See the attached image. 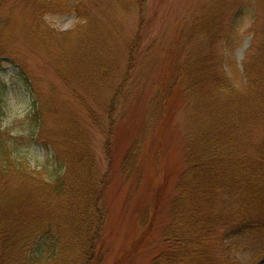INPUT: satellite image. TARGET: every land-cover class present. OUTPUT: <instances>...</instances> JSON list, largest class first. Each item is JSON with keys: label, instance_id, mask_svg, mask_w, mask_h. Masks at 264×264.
<instances>
[{"label": "trees", "instance_id": "1", "mask_svg": "<svg viewBox=\"0 0 264 264\" xmlns=\"http://www.w3.org/2000/svg\"><path fill=\"white\" fill-rule=\"evenodd\" d=\"M15 1L0 0V11ZM39 1L20 15L11 17L9 12L2 21L0 58L11 54L19 39L45 51L57 62L58 78L76 84L72 92L81 106L100 105L107 118L100 123L106 124L104 131L111 140L124 116H119L118 106L130 81L116 84L112 77L109 60L115 62L119 37L111 32V24L80 7L81 0ZM128 1H121L128 11L144 5V0ZM251 2L257 15L264 14V0H212L209 9L197 15L193 28L202 47L224 35L220 21L226 10L242 11ZM68 11L82 23L74 31L58 33L44 19ZM255 27L254 39L260 35L263 41L264 27ZM192 34L181 35L188 64L164 76L162 84L149 86L147 110L156 122L164 112L170 113L180 89L178 100L185 99L186 151L169 201L170 222L162 235L166 250L150 264H262L264 41L254 40L257 53L247 57L239 88L222 63L207 64L202 48L196 54ZM1 91L0 75V264H105L101 249L107 219L102 197L108 176L97 165L90 126L76 109L62 108L57 96L45 103L38 97L27 118L28 128L21 133L16 122H5ZM46 111L54 117L51 126ZM147 131L127 152L126 171L139 166ZM106 144L110 155L111 144ZM34 147L37 155L42 150L38 157L43 161L31 158Z\"/></svg>", "mask_w": 264, "mask_h": 264}, {"label": "rangeland", "instance_id": "2", "mask_svg": "<svg viewBox=\"0 0 264 264\" xmlns=\"http://www.w3.org/2000/svg\"><path fill=\"white\" fill-rule=\"evenodd\" d=\"M77 1L80 0H72V3L76 4ZM81 1L80 7L90 10L94 19L101 18L108 25L111 24V32L119 37L115 62L109 60L115 83L130 80L126 85L128 91L123 94L118 106L119 116H124L120 125L114 128L112 139L109 140L108 135L106 137V124L100 123V120H107L100 105L92 102L90 107L81 106L72 92L76 84H67L58 78L57 62L50 59L45 51L31 47L23 39L17 41L15 50L11 46L13 49L10 48L8 52L11 54L0 58L1 96L7 111L5 122L10 125L16 122L15 127L25 133L28 115L33 113L34 101L38 97L45 103L57 96L62 108L76 109L90 126L100 172L108 176L102 197V208L106 211L107 219L101 249L104 262L150 264L153 258L166 250L162 235L170 222L169 201L175 195V187L184 169L186 151L185 99L180 97L178 100L180 89L170 113L165 116L164 112L161 121L156 122L151 121L147 110L151 96L149 86L152 83L162 84L164 76H170L175 68L188 64L187 53L181 48V35L185 33L190 36L193 33L194 49L199 50L196 54L200 55L202 48L201 55L207 64L222 63L232 84L241 88L244 83L243 65L247 57L257 53V42L254 40L260 43L264 41L260 35L254 39L255 32L251 30L256 24L255 28L264 27V14L257 15L252 2L242 11L226 10L220 21L222 28H225L221 31L224 35L213 43L203 42L205 45L202 47L199 32L193 28L197 15L209 9L212 0H144L143 6L131 11L123 6L125 2L129 4L128 0ZM121 1H125L123 5ZM40 4L39 0L10 3L0 11V25L9 12H13V17ZM44 19L58 33L74 31L82 24L70 11L48 15ZM142 19L144 22L140 26ZM44 115L47 125L51 126L54 117L47 111ZM148 128L147 136L143 139L146 146L140 151L139 166L131 172V167L126 171L124 163L127 152L133 142L143 138ZM106 142L111 144L110 155L107 154ZM36 150L37 147L31 149V158L35 159L41 154L42 150L38 155ZM36 162L37 159L35 162L32 160V166H36Z\"/></svg>", "mask_w": 264, "mask_h": 264}]
</instances>
